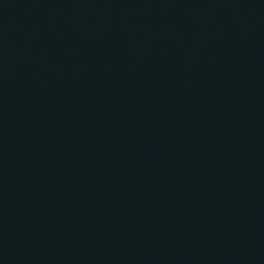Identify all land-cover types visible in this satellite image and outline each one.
<instances>
[{
  "label": "water",
  "instance_id": "obj_1",
  "mask_svg": "<svg viewBox=\"0 0 264 264\" xmlns=\"http://www.w3.org/2000/svg\"><path fill=\"white\" fill-rule=\"evenodd\" d=\"M0 264H264V0H0Z\"/></svg>",
  "mask_w": 264,
  "mask_h": 264
}]
</instances>
